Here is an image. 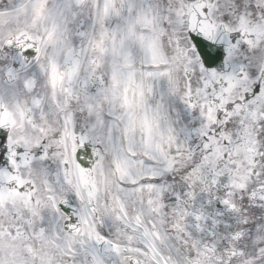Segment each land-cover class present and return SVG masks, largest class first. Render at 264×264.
<instances>
[{
	"label": "snow or ice",
	"instance_id": "6c2138e0",
	"mask_svg": "<svg viewBox=\"0 0 264 264\" xmlns=\"http://www.w3.org/2000/svg\"><path fill=\"white\" fill-rule=\"evenodd\" d=\"M0 264H264V0H0Z\"/></svg>",
	"mask_w": 264,
	"mask_h": 264
}]
</instances>
